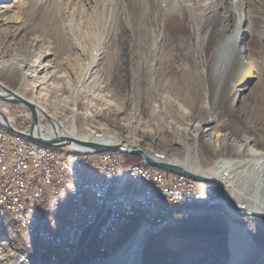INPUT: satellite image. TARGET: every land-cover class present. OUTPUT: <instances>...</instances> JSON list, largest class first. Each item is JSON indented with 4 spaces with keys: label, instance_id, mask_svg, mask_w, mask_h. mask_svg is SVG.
<instances>
[{
    "label": "rangeland",
    "instance_id": "rangeland-1",
    "mask_svg": "<svg viewBox=\"0 0 264 264\" xmlns=\"http://www.w3.org/2000/svg\"><path fill=\"white\" fill-rule=\"evenodd\" d=\"M179 1L185 7L180 23L173 22L176 14L163 10L166 2L161 0L6 1L8 8L0 11V63L22 64V70L29 73V65L34 63L42 70L29 76L27 90L23 91L19 74L1 68L0 86L23 92V98L46 108L43 111L53 123L41 117L43 131H49L55 123L62 128L74 109L78 132L92 131L88 140H134L144 148L141 150L175 162L182 148L171 142L173 134L166 127L177 129L167 123L169 119L180 126L191 121L207 123L218 138L226 139L219 156L212 155V145L202 139L196 141L203 168L215 167L221 157H235L228 145L231 141L246 139L255 149L264 150V0H240L245 33L239 44L247 51L249 69L242 71L233 86L225 84L215 103L212 84L201 75L200 57L206 56L216 42L219 23L215 20L209 24L206 19L213 13L226 15V26L231 30L236 17L228 12L224 0ZM188 69L192 80L182 77ZM30 87H43L40 102ZM235 88L239 90L237 95ZM0 110L12 117L17 129L28 128V111L22 105L0 101ZM157 129L163 130L162 137L149 133ZM129 155L130 162L141 160L136 154ZM220 175L229 179L224 170ZM221 205L179 222L171 214L162 230L144 226L149 237L141 246L143 264H223L228 221L245 227L254 241L255 253L245 264H264V222ZM140 223L141 218L129 225L136 231ZM0 237V264H34L32 242L38 246L42 264H60L59 260L65 264H103L130 238L125 241L126 237L118 234L109 236L107 250H92L87 260L80 254L76 262L71 259L66 263L59 252L50 253L39 240H24L1 223ZM45 251V256L39 255ZM48 255L57 259L51 261Z\"/></svg>",
    "mask_w": 264,
    "mask_h": 264
},
{
    "label": "bare ground",
    "instance_id": "bare-ground-1",
    "mask_svg": "<svg viewBox=\"0 0 264 264\" xmlns=\"http://www.w3.org/2000/svg\"><path fill=\"white\" fill-rule=\"evenodd\" d=\"M6 1L9 0H0V11H4V9L8 8L9 5L5 3ZM12 1L18 2L19 0ZM161 2H166L163 4L164 11L176 14L173 22L180 23L181 13H183L182 9L185 8L181 2L179 0H161ZM224 2L228 5V12L230 11V13H233L236 17L232 29H227L226 15L217 16L213 13L208 19H206V22L209 24H212L213 21L217 20L219 26L216 28V42L212 46L210 52L206 56L200 57L202 58L201 75L212 84L214 103L217 98L223 94L224 85L228 84L230 86L232 83L233 86L234 81L241 75L242 71L247 68L246 65L249 62L246 49L239 44L240 39L245 33L243 28V24L245 23L243 6L240 0H224ZM21 66L22 64H16L13 62L8 65L0 63V69L8 68L19 74V86L25 91L27 90L26 81L29 76L32 75V73H37L42 70V67H37L32 63L29 65V69H31V73H29L23 71ZM249 72L250 71L248 70L246 74ZM191 73L192 71L188 69V72L184 73L186 75L183 74V79L192 80L194 76H192ZM30 90L32 94L36 95L37 101L40 102L39 97L43 95V87H40L39 89L30 87ZM234 91L237 95L239 90L235 88ZM14 93L24 97L23 92L21 93L18 90H15ZM27 100L32 102L30 98H27ZM233 100L235 101V97ZM37 107L39 110L45 111L46 109L40 106ZM98 111V109L94 110L95 113ZM75 114L76 111L72 109L70 112L69 123L62 125V128L59 127V123H55V125L50 128L49 132L52 134L70 135L75 138L88 140L89 133H92V131L79 133L74 123ZM11 118L12 117L10 116L9 119ZM60 123L62 122L60 121ZM167 123L172 124L174 128L177 129L174 130L170 126L166 127V130L173 134L171 142L182 148V152L175 156L178 164L193 172L212 175L221 179L225 183L229 193L242 203L245 202V207L248 210L264 212V150L255 149L246 139L242 140V142L231 141L228 145H230V151L236 154L235 157H221L218 159V162L220 163L215 167L203 168L201 166L200 157L196 152V141L202 139L206 144L212 145V155L219 156L220 153H223L225 150L224 148L227 145L226 139L218 138V134L210 130L207 123L202 125L198 122L191 121L184 126H180L170 119L167 120ZM0 129H5L1 122ZM149 133L151 135L154 134V136H156L157 133H160V136H163V130L161 129H157L155 132L149 131ZM16 137L19 138L20 141L31 142V140L21 134L16 133ZM99 139L103 140H99V142L109 143H118L120 141L123 146L131 150L142 148L135 143L134 140H130L131 142L128 143V139L121 140L115 137H101ZM31 145L37 144L31 142ZM74 147L79 146L74 145ZM37 150L44 151L45 155L49 158L62 156L61 150L60 152L58 150L54 151L44 145H37ZM147 153L153 156L156 154L153 152V154H150V151ZM221 170H224L229 174L228 180L220 175ZM193 183L205 185L203 182L198 183L194 180ZM119 189H126V182H119ZM221 204H223L221 201L215 202L214 199H206L202 201L200 198H188L186 201H182V199L169 198L168 202L162 207L155 206V203L140 205L139 209H134V215H128L125 222L114 225V232H118V230L127 222L132 221V223L135 224V222L141 218L140 227L134 232L130 242L124 244L123 247L106 259L103 264H143L140 257L141 246L144 240L149 237V232L144 226L151 230H162V228L166 227L168 224L167 216H170L171 214H174L176 218L190 217L199 211H212ZM36 205H43V198H36ZM79 205H84V198H77V204H70L68 206V214H75V225L71 245H66L65 251H63V248L61 247L44 244L51 251L50 253L59 252L62 255V257L60 256L61 259L66 263L71 259L75 261L80 254H84L83 259L86 258L90 233L93 231L95 222L99 220L98 208H89L88 216L84 217L82 215H85V207ZM57 210L67 211V203H57ZM177 215H180L181 217H178ZM42 219L46 220L41 221V231H48L50 229L64 230V222L54 219V211L50 210L49 206H42ZM0 223L1 226H4V224L9 226L12 234H17L24 238L27 237V230L21 225V217H16L15 211L9 207H4L2 202H0ZM227 225V255L223 264H245L250 256L255 253L254 241L245 227L232 221H228ZM1 240L2 238L0 237V246L3 243ZM4 248L12 253L10 248ZM50 259L51 261H55L57 258L55 255H52Z\"/></svg>",
    "mask_w": 264,
    "mask_h": 264
},
{
    "label": "built area",
    "instance_id": "built-area-1",
    "mask_svg": "<svg viewBox=\"0 0 264 264\" xmlns=\"http://www.w3.org/2000/svg\"><path fill=\"white\" fill-rule=\"evenodd\" d=\"M119 182H126V189H119ZM36 198H43V205H36ZM77 198H84V205H79L85 207L82 216H88L89 208L99 210L86 260L92 250H107L109 236L117 233L114 225L125 222L140 205L162 207L169 198L221 201L212 183L198 185L184 175L147 166L141 160L127 163L121 153L70 150L49 158L37 145L20 141L6 127L0 129V202L21 217L27 230L24 240L37 239L65 251L72 243L75 225V214H68V206L77 204ZM57 203H67V211H58ZM42 206L54 211V219L64 222V230L41 231V221L46 220L42 219ZM170 218L167 216V223Z\"/></svg>",
    "mask_w": 264,
    "mask_h": 264
},
{
    "label": "water",
    "instance_id": "water-1",
    "mask_svg": "<svg viewBox=\"0 0 264 264\" xmlns=\"http://www.w3.org/2000/svg\"><path fill=\"white\" fill-rule=\"evenodd\" d=\"M0 101L1 102H11L17 103L23 106L28 111L29 116V125L26 130L17 129L13 125V119H9L10 116H7L3 111L0 110V122L4 127L9 129L10 131L21 134L22 136L28 138L31 141L39 143L41 145L51 147V148H67L78 151H86L91 153L97 152H112V153H128V154H136L141 157V161H143L148 166H153L159 169H162L167 172L176 173L184 175L194 181L203 182V183H212L214 184L218 190L220 198L226 208L231 210L234 213L243 214L246 216L254 217L259 219L261 222H264V212L262 211H254L248 210L245 205L241 203L234 202L232 200L231 194L229 193L225 183L212 175H205L193 172L191 170L186 169L182 165L178 164L173 160H167L163 157H157L153 155H149L147 152L141 149H128L123 144L117 142H99L96 140H83L79 138H75L70 135L63 134H52L48 130H42L41 117L45 118L47 121L53 123L51 118L45 114L43 110H39L38 107L32 103L31 101L17 95L13 91L0 86ZM3 88L5 91H3ZM74 145L79 147H74ZM134 234V233H133ZM133 234L130 236L126 243H129ZM60 264H65L62 261H58ZM67 264H76L74 262H69Z\"/></svg>",
    "mask_w": 264,
    "mask_h": 264
},
{
    "label": "trees",
    "instance_id": "trees-1",
    "mask_svg": "<svg viewBox=\"0 0 264 264\" xmlns=\"http://www.w3.org/2000/svg\"><path fill=\"white\" fill-rule=\"evenodd\" d=\"M32 143L34 144H37V145H41L39 143H36V142H33L31 141ZM50 148L51 150H54V151H59L60 149L59 148H51V147H48ZM122 157L124 158V160L128 163L130 162V160H128L129 158L131 159V156L132 155H129V154H126V153H121ZM132 160V159H131ZM134 162V161H133ZM133 225L134 223H132V221H129L127 222L125 225H123L121 228L122 229H119V231L117 232V234L120 236V237H126L125 238V241L130 237V235L135 231V228L136 227H133V226H130V225ZM128 234V235H127ZM8 237V235H7ZM9 238V237H8ZM254 238L256 240V237L254 235ZM257 241V240H256ZM258 242V241H257ZM32 246H31V250H30V254L32 256V261L34 262V264H42V259L39 258L38 256V246L36 243L32 242L31 243ZM44 251V250H43ZM29 253V252H28ZM39 255H43L45 256L46 255V251L45 253H42V254H39ZM47 257V256H46Z\"/></svg>",
    "mask_w": 264,
    "mask_h": 264
},
{
    "label": "crops",
    "instance_id": "crops-1",
    "mask_svg": "<svg viewBox=\"0 0 264 264\" xmlns=\"http://www.w3.org/2000/svg\"><path fill=\"white\" fill-rule=\"evenodd\" d=\"M114 235L116 236V235H117V233H115V234H112L111 236H114ZM113 239H114V240H112V241H113V242H115V240H116V239H115V238H113ZM109 242H111L110 238H109Z\"/></svg>",
    "mask_w": 264,
    "mask_h": 264
}]
</instances>
